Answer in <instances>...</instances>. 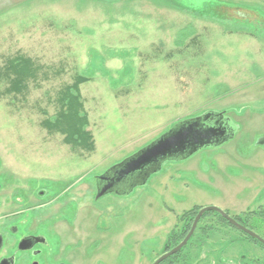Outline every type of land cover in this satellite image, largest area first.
<instances>
[{"label": "rangeland", "instance_id": "obj_1", "mask_svg": "<svg viewBox=\"0 0 264 264\" xmlns=\"http://www.w3.org/2000/svg\"><path fill=\"white\" fill-rule=\"evenodd\" d=\"M262 41L264 0H0V195L47 190L44 201L55 202L29 221L41 229L78 220L76 264H152L205 206L264 239L256 115H230L232 138L164 162L128 195L95 199L94 188L96 176L178 121L236 104V113L264 110L238 100H264V76L248 73L264 71ZM10 62L29 75L5 74ZM67 89L86 117L82 144L68 142L66 123L53 127ZM201 226L212 230L196 232L175 264H264V247L215 212Z\"/></svg>", "mask_w": 264, "mask_h": 264}, {"label": "water", "instance_id": "obj_2", "mask_svg": "<svg viewBox=\"0 0 264 264\" xmlns=\"http://www.w3.org/2000/svg\"><path fill=\"white\" fill-rule=\"evenodd\" d=\"M235 130L223 118L222 113L209 112L181 120L134 154L96 176L95 197L100 198L108 193L118 196L128 195L135 187L143 186L152 174L160 171L164 162L184 160L202 148L219 146L232 138ZM207 211H215L234 228L264 245L263 238L225 211L215 206H205L198 210L188 233L181 242L161 254L152 264H159L186 245L199 219Z\"/></svg>", "mask_w": 264, "mask_h": 264}, {"label": "flooded vegetation", "instance_id": "obj_3", "mask_svg": "<svg viewBox=\"0 0 264 264\" xmlns=\"http://www.w3.org/2000/svg\"><path fill=\"white\" fill-rule=\"evenodd\" d=\"M68 187L62 194H66ZM1 188L0 184V191ZM94 188L96 193V181ZM34 196L12 198L0 195V264H76L71 254L76 250V256L80 246L78 220L59 221L57 218L52 220L53 224L59 222L67 226L35 227L29 221L32 214L48 209L55 201H44L48 197V191L44 189L38 190ZM65 228L72 233L66 239L62 235Z\"/></svg>", "mask_w": 264, "mask_h": 264}, {"label": "trees", "instance_id": "obj_4", "mask_svg": "<svg viewBox=\"0 0 264 264\" xmlns=\"http://www.w3.org/2000/svg\"><path fill=\"white\" fill-rule=\"evenodd\" d=\"M18 64H19V67H20V71L19 72L16 71V68H15V65L13 64V62H10L7 65V67L5 68L4 73L8 74L9 70H12L13 73H17V75H19L18 77H20L21 79H22L23 75L26 78V76L29 75L28 73L25 74L26 65L22 64L20 62H18ZM13 85H14L13 87L16 88V84H13ZM66 93L67 94H65V96H67L68 98L66 99L67 103L65 102L66 104L65 103L64 104L68 108L66 110L67 112L63 111V112H61L59 114V117H58L57 121H55V123L53 124V127H55L57 130H60L61 129V124L62 123L63 124L66 123L65 125H66V128H67V132L66 133H67V136H68V139H67L68 142L69 141H71V142H74V141L76 142L77 141L76 143H78V144L85 143L84 141L89 137V133L87 131H85L83 129V126H82L85 123V121H86V117L85 116H79V114L77 112V109H76V106H75V104L78 101L77 98L73 97L72 94L68 93V89H67ZM209 112L210 113H222V116L227 121V123L230 124V126L232 128L236 129V124L234 122H232V120L225 114V112H218V111H215V110H209V111H205L204 114L205 113H209ZM70 121H71V123H70ZM89 145H91V144H89ZM193 208H196V207H193ZM210 212H215V211H207L201 216V218L199 219V221L197 223V226L195 228L194 233L192 234V236L190 237V239L186 243V245H184L178 252L172 254L168 258H166L163 261H161L159 264H175L177 262V258L183 252V250L186 248V246L189 244V242L191 241L192 237L196 234V232H198V231L205 232L206 230H212L208 226H204V227L201 226V220L203 219L204 216H206L207 213H210ZM196 213L197 212L191 214V216L192 215L193 216H192V218L189 219L190 223H187L185 226H183L181 232L178 233V232L174 231V232L171 233V241H172L173 246L177 245L185 237V235L188 233ZM216 214L219 216V218L226 225H229V226L233 227L225 218L220 216L218 213H216ZM234 219L236 221H238L239 223L243 224L244 226L248 227L247 224L243 223V222H246L244 219H241L239 217H234ZM205 227H207V228H205ZM248 228H250V227H248ZM242 233H244V232H242ZM245 236L247 238L251 239V240L256 241L257 243L259 242L258 240L250 237L247 234H245ZM259 243L264 247V245L261 242H259ZM167 250H169V249H167ZM186 264H189V263L187 262Z\"/></svg>", "mask_w": 264, "mask_h": 264}, {"label": "crops", "instance_id": "obj_5", "mask_svg": "<svg viewBox=\"0 0 264 264\" xmlns=\"http://www.w3.org/2000/svg\"><path fill=\"white\" fill-rule=\"evenodd\" d=\"M246 36V35H245ZM252 37H254V36H252ZM256 38H257V36L254 38V41L256 40ZM262 42H264V41H262ZM258 52H260L259 50H258ZM261 57H264V52H263V55H260V59H261ZM264 68V67H263ZM248 73L249 74H251V75H253V74H256V75H260V76H264V71H255V70H253V69H251V70H248ZM240 91V92H239ZM239 91H235V92H239V93H243L244 91H245V89H240ZM235 92H233V93H235ZM232 93V94H233ZM231 94V95H232ZM241 95V94H240ZM247 98V99H246ZM239 99H241V100H239ZM238 100H239V104L241 105L242 104V102H247L248 100L250 101V102H252V100H253V103H255V104H262L263 106H264V100H262V98H260V97H256L255 95H248L247 93H244V94H242V96L240 97V98H238ZM250 102H248V103H250ZM238 104V105H239ZM237 105V104H236ZM236 105H234L231 109H221L222 111H224V112H226L225 114L229 117L230 115H232L233 117H243V116H246V115H249V116H257V117H261L262 119L264 118V110L263 109H260V110H258V109H254V110H252V111H247V112H245V113H243V112H241V111H239V113H236L235 111H234V108H235V106ZM262 105H259L260 107H262ZM216 111V110H215ZM222 111H218V112H222ZM231 117V116H230ZM229 117V118H230ZM231 119V118H230ZM232 120V122H237L235 119H231Z\"/></svg>", "mask_w": 264, "mask_h": 264}]
</instances>
